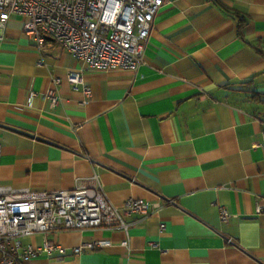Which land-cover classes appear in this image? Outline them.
<instances>
[{"label":"crops","instance_id":"0c3cea01","mask_svg":"<svg viewBox=\"0 0 264 264\" xmlns=\"http://www.w3.org/2000/svg\"><path fill=\"white\" fill-rule=\"evenodd\" d=\"M25 20L0 28V182L56 190L96 171L117 206L177 201L129 215L139 221L128 233H48L67 248L109 244L27 264H264V0H166L136 71L92 69L50 37L40 56ZM73 70L91 96L68 81ZM44 236L24 242L36 248Z\"/></svg>","mask_w":264,"mask_h":264},{"label":"built area","instance_id":"2783aa9c","mask_svg":"<svg viewBox=\"0 0 264 264\" xmlns=\"http://www.w3.org/2000/svg\"><path fill=\"white\" fill-rule=\"evenodd\" d=\"M165 1L0 0V28L12 15H23L26 17L23 30L40 56L50 37L92 69L136 71L145 62L154 19ZM67 79L75 89L83 85V92L92 95V88L85 84L80 71H70ZM60 83V77H53V86L46 92L53 104L59 101L57 86ZM259 145L264 149V127ZM1 156L0 143V163ZM176 202L174 198H167L153 204L143 198L130 197L117 206L109 200L96 171L78 178L72 188L56 190L16 188L0 182V264H27L30 258L44 253L62 257L103 248L109 244L105 239L67 248L46 235L62 229L88 228H119L128 233L139 221H128L129 215L140 214L146 219L162 204ZM257 211H262L260 205ZM220 217L228 221L230 214L221 208ZM164 228L165 224L161 223V229ZM35 234L45 235L36 248L24 242L25 237ZM122 245L128 248L129 238L124 239Z\"/></svg>","mask_w":264,"mask_h":264},{"label":"trees","instance_id":"16d2710c","mask_svg":"<svg viewBox=\"0 0 264 264\" xmlns=\"http://www.w3.org/2000/svg\"><path fill=\"white\" fill-rule=\"evenodd\" d=\"M220 5L224 8V9H226L227 11H231V10H229L226 6H224V4H222V3H220ZM236 13V12H235ZM243 24H244V22H243V19H240V23H239V33L241 34V35H243Z\"/></svg>","mask_w":264,"mask_h":264}]
</instances>
